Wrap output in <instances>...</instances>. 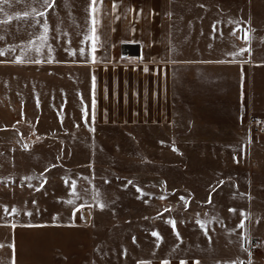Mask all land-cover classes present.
Masks as SVG:
<instances>
[{"label":"rangeland","instance_id":"obj_1","mask_svg":"<svg viewBox=\"0 0 264 264\" xmlns=\"http://www.w3.org/2000/svg\"><path fill=\"white\" fill-rule=\"evenodd\" d=\"M50 3H0V264H134L172 251L194 219H220L190 211H264L263 121H244L234 145L207 137L167 151L152 145L157 127L90 119L91 72L76 62L92 58V0ZM123 43L135 42L117 59L140 60ZM255 61L262 71L264 56ZM213 177L239 184L206 193ZM254 219L264 229V215Z\"/></svg>","mask_w":264,"mask_h":264},{"label":"crops","instance_id":"obj_2","mask_svg":"<svg viewBox=\"0 0 264 264\" xmlns=\"http://www.w3.org/2000/svg\"><path fill=\"white\" fill-rule=\"evenodd\" d=\"M90 8L92 58L76 62L91 72L90 119L157 127L152 145L167 151L191 141L206 145L207 137L237 144L246 137L243 122L254 117L264 127V61L262 71L255 61L264 56V0H97ZM126 40L136 44L125 52L140 60L117 59ZM236 184L234 177H213L206 193ZM231 209L190 211L220 219L206 231L194 219L172 251L134 264H264V229L254 219L264 211Z\"/></svg>","mask_w":264,"mask_h":264},{"label":"snow or ice","instance_id":"obj_3","mask_svg":"<svg viewBox=\"0 0 264 264\" xmlns=\"http://www.w3.org/2000/svg\"><path fill=\"white\" fill-rule=\"evenodd\" d=\"M41 2H42L43 5H45V6H47V7H51V6H52L51 3H50V0H41ZM0 3H8V0H0ZM92 3L95 4V3H96V0H92ZM41 15H43V13H41ZM44 28H45V32H46V31H47V25H46V24L44 25ZM41 39H42V40L46 39V36H42ZM243 51H245V50H241V53H242ZM249 51H250V50H249ZM3 54H4V53H3V50H0V55H3ZM81 54H83V50H81ZM17 62H21L19 58L17 59ZM85 115H86V113H85ZM29 179H31V178H29ZM65 182L67 183V181H65ZM221 183H223V182H221ZM74 186H75V182H73V189H74ZM138 191H139V190H138ZM73 194L75 195V192H73ZM181 199L183 200L184 198L181 197ZM67 203H70V204H71V203H73V201L69 200V201H67ZM185 203H187V202L185 201ZM100 206L103 207V205H100ZM4 211H5V213H7V212H8V209L5 208ZM230 211H235V210H234V209H231ZM12 212L15 213V212H16V209H12ZM29 215H30V213H29ZM242 215H243V214H242ZM168 223L172 224L173 227H174V225H175V222H174V221H168ZM198 223L200 224L201 228L204 229V230L206 231V227H207V226H206V223H204V222H202V221H198ZM238 227L243 228V227H244L243 222H241V224L238 225ZM153 236H155L158 240L160 239L158 233H155V232H154V233H153ZM177 236H179L178 233H177ZM0 246H2V245H0ZM141 264H144V262H141ZM165 264H167V262H165ZM181 264H186V262L182 261ZM195 264H198V262H195ZM249 264H251V261H249Z\"/></svg>","mask_w":264,"mask_h":264},{"label":"built area","instance_id":"obj_4","mask_svg":"<svg viewBox=\"0 0 264 264\" xmlns=\"http://www.w3.org/2000/svg\"><path fill=\"white\" fill-rule=\"evenodd\" d=\"M122 45H124V46H123V51L125 52V49H124V48H125L128 44H127V43H123ZM125 53H126V52H125ZM126 54H131V55H133L132 53H126Z\"/></svg>","mask_w":264,"mask_h":264},{"label":"bare ground","instance_id":"obj_5","mask_svg":"<svg viewBox=\"0 0 264 264\" xmlns=\"http://www.w3.org/2000/svg\"><path fill=\"white\" fill-rule=\"evenodd\" d=\"M85 212H87V211H85Z\"/></svg>","mask_w":264,"mask_h":264}]
</instances>
